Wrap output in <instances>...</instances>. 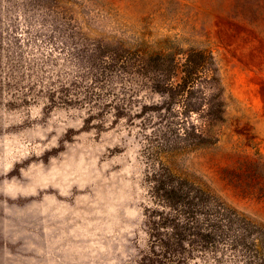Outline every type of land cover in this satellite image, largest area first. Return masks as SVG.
Returning a JSON list of instances; mask_svg holds the SVG:
<instances>
[{"label":"rangeland","instance_id":"374dc122","mask_svg":"<svg viewBox=\"0 0 264 264\" xmlns=\"http://www.w3.org/2000/svg\"><path fill=\"white\" fill-rule=\"evenodd\" d=\"M75 31L209 47L230 96L220 141L157 147L141 105L160 96L115 104ZM160 165L264 225V0H0V264H139Z\"/></svg>","mask_w":264,"mask_h":264},{"label":"trees","instance_id":"16d2710c","mask_svg":"<svg viewBox=\"0 0 264 264\" xmlns=\"http://www.w3.org/2000/svg\"><path fill=\"white\" fill-rule=\"evenodd\" d=\"M68 36L78 41H73L74 48L80 44L87 53L94 87L120 86L119 92H109L115 104L126 107V96L142 90L160 96L141 105L157 119L152 126L157 147L198 149L220 141L230 96L209 47L177 36L163 45L141 37L135 44L118 46L80 31ZM51 86L54 95L57 87ZM146 182L149 249L139 264H188L198 258L204 264H264V225L254 218L162 165L147 173Z\"/></svg>","mask_w":264,"mask_h":264}]
</instances>
